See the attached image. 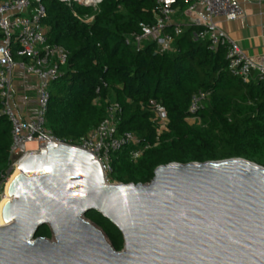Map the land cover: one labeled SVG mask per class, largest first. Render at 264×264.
<instances>
[{
  "label": "trees",
  "instance_id": "1",
  "mask_svg": "<svg viewBox=\"0 0 264 264\" xmlns=\"http://www.w3.org/2000/svg\"><path fill=\"white\" fill-rule=\"evenodd\" d=\"M155 0H103L99 9L71 7L59 0H42L51 27L49 42L69 54L63 76L53 83L47 127L62 141L74 143L105 117L107 98L118 101L120 132L136 134L149 146L132 160L127 146L114 155L113 180L149 183L155 170L170 163H205L244 158L264 167V81L244 83L228 69L225 46L209 48L208 40H195L197 27H184L174 52H160L153 42L141 50L125 38L140 33V23L152 22ZM181 10L187 8L183 0ZM74 11L94 19L81 22ZM209 93L198 111L199 123L186 118L192 98ZM100 99L101 103H96ZM167 111V130L158 134L149 103ZM1 108V100H0ZM12 125L0 116V184L11 167ZM85 218L99 227L115 250L123 249L120 230L102 213L89 210ZM52 239L47 225L36 237Z\"/></svg>",
  "mask_w": 264,
  "mask_h": 264
},
{
  "label": "water",
  "instance_id": "2",
  "mask_svg": "<svg viewBox=\"0 0 264 264\" xmlns=\"http://www.w3.org/2000/svg\"><path fill=\"white\" fill-rule=\"evenodd\" d=\"M18 168L0 264H264V167L247 159L170 163L149 183L107 184L93 153L47 140ZM89 210L120 230L122 250ZM44 225L52 239L36 237Z\"/></svg>",
  "mask_w": 264,
  "mask_h": 264
},
{
  "label": "built area",
  "instance_id": "3",
  "mask_svg": "<svg viewBox=\"0 0 264 264\" xmlns=\"http://www.w3.org/2000/svg\"><path fill=\"white\" fill-rule=\"evenodd\" d=\"M71 7L80 6L96 12L103 0H59ZM156 9L152 22L140 23L141 32L126 36L128 46L141 50L148 42L156 44L160 52L176 51L175 41L184 27H197L195 40H208L209 48L217 50L225 46L228 69L244 83L264 81V62L248 57L228 33L218 26V19L235 20L244 10L238 0H183L187 8L182 11L179 0H155ZM183 12V20H175ZM81 22L89 23L94 15L78 13ZM48 12L42 0H0V116L8 118L12 125V145L10 148L11 167L19 165L30 154H40L46 150L47 140L55 143L78 146L93 153L101 162L107 184L119 183L113 180L114 154L127 146H134L130 157L138 160L149 146H144L140 138L132 132L118 129L122 106L107 98L104 102L106 115L80 140L69 143L55 137L47 127V114L51 101V85L64 74L68 61V51L59 44L49 42L51 27L46 23ZM264 32V27H263ZM17 72L36 80L34 99L36 111L33 116H24L19 109L20 101L28 103V93L19 95L15 85ZM209 93L200 91L192 98L186 120L199 123L198 111ZM96 103H101L100 99ZM153 112V123L158 134L167 130L169 118L166 109L155 100L149 103ZM35 143V148H28ZM9 177V176H8ZM8 179V178H7ZM6 179V181H7ZM5 184H0V201L5 193Z\"/></svg>",
  "mask_w": 264,
  "mask_h": 264
},
{
  "label": "crops",
  "instance_id": "4",
  "mask_svg": "<svg viewBox=\"0 0 264 264\" xmlns=\"http://www.w3.org/2000/svg\"><path fill=\"white\" fill-rule=\"evenodd\" d=\"M238 1L243 6V14L235 20L218 19V26L228 33L248 57L264 62V0ZM184 17L181 12L175 20L184 21ZM15 85L19 95L28 93L31 97L28 103L20 101V112L24 116H33L36 111L34 99L36 80L17 72Z\"/></svg>",
  "mask_w": 264,
  "mask_h": 264
},
{
  "label": "bare ground",
  "instance_id": "5",
  "mask_svg": "<svg viewBox=\"0 0 264 264\" xmlns=\"http://www.w3.org/2000/svg\"><path fill=\"white\" fill-rule=\"evenodd\" d=\"M33 143H29L28 144V148H33ZM18 167L15 168V171L12 173V175L8 178L6 184H5V193H4V196L3 198L1 199L0 201V226H4V219H3V206L5 204V202L7 200H11V197L8 195V187L12 181V179L14 178L15 174L17 173L18 171Z\"/></svg>",
  "mask_w": 264,
  "mask_h": 264
},
{
  "label": "rangeland",
  "instance_id": "6",
  "mask_svg": "<svg viewBox=\"0 0 264 264\" xmlns=\"http://www.w3.org/2000/svg\"><path fill=\"white\" fill-rule=\"evenodd\" d=\"M51 87H53V84L51 85ZM33 148H35V146H36V144L35 143H33ZM30 149H32V148H30ZM115 156V155H114ZM15 171V169H13L12 171H11V173H10V175H9V177L12 175V173ZM8 177V178H9ZM8 180V179H7ZM7 182V181H6Z\"/></svg>",
  "mask_w": 264,
  "mask_h": 264
}]
</instances>
